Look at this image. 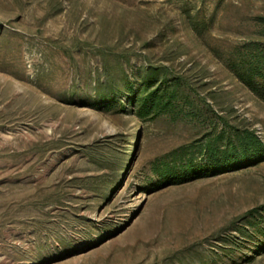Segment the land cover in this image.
<instances>
[{
  "label": "rangeland",
  "instance_id": "1",
  "mask_svg": "<svg viewBox=\"0 0 264 264\" xmlns=\"http://www.w3.org/2000/svg\"><path fill=\"white\" fill-rule=\"evenodd\" d=\"M251 47L264 0H0V264H264V158L222 166L238 134L264 142L231 68ZM108 73L123 103L155 73L184 105L98 112ZM209 141L214 173L156 187L155 163L185 146L204 167Z\"/></svg>",
  "mask_w": 264,
  "mask_h": 264
},
{
  "label": "trees",
  "instance_id": "2",
  "mask_svg": "<svg viewBox=\"0 0 264 264\" xmlns=\"http://www.w3.org/2000/svg\"><path fill=\"white\" fill-rule=\"evenodd\" d=\"M241 56L244 57V55ZM239 60V63H233L234 65L231 67L233 72L250 91L264 100V49L251 47L248 55ZM157 76V74L152 73L143 87L142 94L130 95L129 102L126 104L122 101L123 91L120 89V83L126 84L127 79L121 76L122 78L120 77V80H117L112 74L108 73L109 82L97 87L96 103L91 107L101 113L130 115L138 120H142L151 114L149 112L152 109L183 107V97L176 88L165 92L163 97H166V103H164L163 97L157 99L155 93H149ZM117 108L120 110L117 113H112ZM187 117L185 116V118ZM218 149L219 146L216 141L207 143L206 165L204 167H199L196 164L194 156L188 155L185 146L168 153L153 165L152 173L157 177L156 187L163 188L190 183L199 178V173L203 171L206 172V175L214 173L218 168L216 160ZM98 152L99 150L95 147L94 154L96 155ZM228 153L231 155V159L223 163L222 166L240 168L248 158L254 160L264 158V142L254 132L245 131L234 137ZM123 157L124 155L116 158L114 167L119 169L124 166ZM93 158H96V156L93 155Z\"/></svg>",
  "mask_w": 264,
  "mask_h": 264
}]
</instances>
